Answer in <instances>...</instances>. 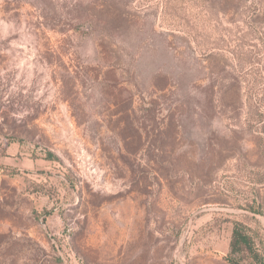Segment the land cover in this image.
<instances>
[{
  "label": "rangeland",
  "instance_id": "374dc122",
  "mask_svg": "<svg viewBox=\"0 0 264 264\" xmlns=\"http://www.w3.org/2000/svg\"><path fill=\"white\" fill-rule=\"evenodd\" d=\"M11 144L43 165L2 176L0 264L262 251L264 0H0Z\"/></svg>",
  "mask_w": 264,
  "mask_h": 264
},
{
  "label": "trees",
  "instance_id": "16d2710c",
  "mask_svg": "<svg viewBox=\"0 0 264 264\" xmlns=\"http://www.w3.org/2000/svg\"><path fill=\"white\" fill-rule=\"evenodd\" d=\"M248 231L249 229L243 223L236 222L230 245L231 250L227 257L231 264H264V245L262 244V251L256 250L253 242L254 237ZM240 255L242 257H238ZM246 260H249L250 263H246Z\"/></svg>",
  "mask_w": 264,
  "mask_h": 264
},
{
  "label": "crops",
  "instance_id": "0c3cea01",
  "mask_svg": "<svg viewBox=\"0 0 264 264\" xmlns=\"http://www.w3.org/2000/svg\"><path fill=\"white\" fill-rule=\"evenodd\" d=\"M25 151L21 147L20 144H11L7 147L6 150V155L2 156L0 155V174L1 177L4 175V172L7 170L11 169H16V168H24L25 166V171L23 174L25 175H30L33 173L36 169L39 170L41 169L39 166L43 165V160H33V159H27L24 158L23 156L25 155ZM21 156L23 158H21ZM46 163V161H44Z\"/></svg>",
  "mask_w": 264,
  "mask_h": 264
},
{
  "label": "built area",
  "instance_id": "2783aa9c",
  "mask_svg": "<svg viewBox=\"0 0 264 264\" xmlns=\"http://www.w3.org/2000/svg\"><path fill=\"white\" fill-rule=\"evenodd\" d=\"M2 200V177H1V174H0V202Z\"/></svg>",
  "mask_w": 264,
  "mask_h": 264
}]
</instances>
